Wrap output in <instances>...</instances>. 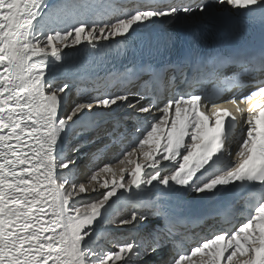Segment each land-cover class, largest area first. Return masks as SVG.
Segmentation results:
<instances>
[{
	"label": "snow or ice",
	"instance_id": "6c2138e0",
	"mask_svg": "<svg viewBox=\"0 0 264 264\" xmlns=\"http://www.w3.org/2000/svg\"><path fill=\"white\" fill-rule=\"evenodd\" d=\"M0 264H264V0H0Z\"/></svg>",
	"mask_w": 264,
	"mask_h": 264
},
{
	"label": "bare ground",
	"instance_id": "6f19581e",
	"mask_svg": "<svg viewBox=\"0 0 264 264\" xmlns=\"http://www.w3.org/2000/svg\"><path fill=\"white\" fill-rule=\"evenodd\" d=\"M101 191H103V190H101ZM92 195L95 196V195H97V193H92Z\"/></svg>",
	"mask_w": 264,
	"mask_h": 264
}]
</instances>
